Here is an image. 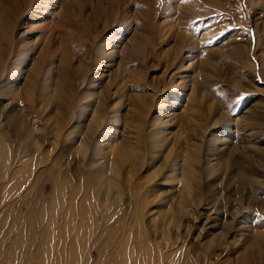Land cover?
<instances>
[{"label":"rangeland","instance_id":"374dc122","mask_svg":"<svg viewBox=\"0 0 264 264\" xmlns=\"http://www.w3.org/2000/svg\"><path fill=\"white\" fill-rule=\"evenodd\" d=\"M258 231L264 0H0V264H264Z\"/></svg>","mask_w":264,"mask_h":264},{"label":"bare ground","instance_id":"6f19581e","mask_svg":"<svg viewBox=\"0 0 264 264\" xmlns=\"http://www.w3.org/2000/svg\"><path fill=\"white\" fill-rule=\"evenodd\" d=\"M89 161H92V160H89ZM92 163H95V162H93L92 161ZM215 219H218V218H216V217H207V219H206V225H209L208 226V229H206V231H209L211 228H214L215 226H211L210 225V223L212 224L213 222H214V220ZM215 223V222H214ZM217 223V222H216ZM215 223V224H216ZM237 230L238 231H240V232H242L241 234H242V236H244V237H249L250 236V234H252L251 233V226H249V224H247V226H246V223L245 222H243L242 220L241 221H239L238 222V224H237ZM207 227V226H206ZM258 233L259 234H255L256 236H255V238L256 237H259V238H264V234H261V232L260 231H258ZM252 239V238H251ZM75 247H74V241L71 243V245H70V250L72 251V252H74L75 251ZM173 256H172V260H171V262L173 261ZM186 259H187V257H186ZM5 261H3V263H4ZM2 263V264H3ZM8 263V262H7ZM7 263H4V264H7ZM74 263V262H73ZM188 262H183V263H181V264H187ZM11 264H13V262H11ZM17 264H19V263H17Z\"/></svg>","mask_w":264,"mask_h":264}]
</instances>
